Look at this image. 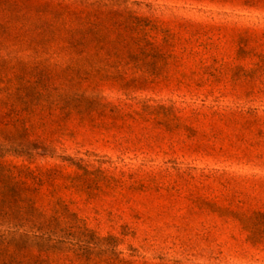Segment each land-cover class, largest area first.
Returning <instances> with one entry per match:
<instances>
[{
	"label": "rangeland",
	"instance_id": "rangeland-1",
	"mask_svg": "<svg viewBox=\"0 0 264 264\" xmlns=\"http://www.w3.org/2000/svg\"><path fill=\"white\" fill-rule=\"evenodd\" d=\"M102 4L43 47L28 15L0 54V155L51 174L39 199L78 239L61 263L264 264V0Z\"/></svg>",
	"mask_w": 264,
	"mask_h": 264
},
{
	"label": "trees",
	"instance_id": "trees-1",
	"mask_svg": "<svg viewBox=\"0 0 264 264\" xmlns=\"http://www.w3.org/2000/svg\"><path fill=\"white\" fill-rule=\"evenodd\" d=\"M102 1L0 0V54L6 50L9 53L22 50V46L12 39L14 22L24 21L32 14L38 16L31 27L21 25L22 35L37 31V38L30 39L29 43L43 47L58 31L64 15L69 14L68 21H74L71 18L76 13L71 10L74 6L96 9L103 5ZM90 32L89 28L81 31L70 26L66 32L69 47L76 51L88 40ZM6 140L11 144L16 141L13 136ZM1 150L3 147L0 145ZM50 181L51 174L8 163L0 155V215L14 227L8 234L0 233V264H62L60 256H65L78 244L68 239L78 241L70 233L72 226L68 222L74 215L67 205L56 200L50 207V203L45 204L39 199L43 187ZM65 260L72 262L69 256Z\"/></svg>",
	"mask_w": 264,
	"mask_h": 264
}]
</instances>
